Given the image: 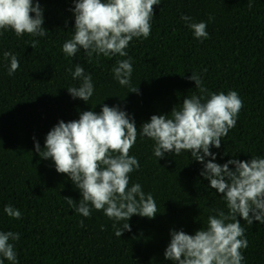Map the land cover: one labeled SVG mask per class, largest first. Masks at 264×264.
<instances>
[{
    "label": "trees",
    "instance_id": "obj_1",
    "mask_svg": "<svg viewBox=\"0 0 264 264\" xmlns=\"http://www.w3.org/2000/svg\"><path fill=\"white\" fill-rule=\"evenodd\" d=\"M0 264H264V0H0Z\"/></svg>",
    "mask_w": 264,
    "mask_h": 264
}]
</instances>
